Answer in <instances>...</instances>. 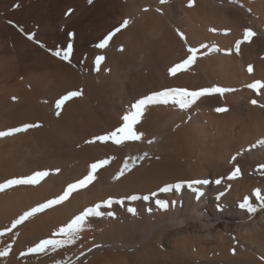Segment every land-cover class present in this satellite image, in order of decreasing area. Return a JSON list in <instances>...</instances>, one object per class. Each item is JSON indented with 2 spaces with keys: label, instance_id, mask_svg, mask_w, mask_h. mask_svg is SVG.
Segmentation results:
<instances>
[{
  "label": "bare ground",
  "instance_id": "6f19581e",
  "mask_svg": "<svg viewBox=\"0 0 264 264\" xmlns=\"http://www.w3.org/2000/svg\"><path fill=\"white\" fill-rule=\"evenodd\" d=\"M188 3L0 0V131L40 125L0 138V183L49 172L38 185L0 192V251L10 246L0 264H264V207L254 195L257 189L264 195V146L258 143L264 140V88L247 87L264 82V0ZM126 19L131 23L105 48L96 47ZM245 29L256 35L237 54ZM69 44V60L60 61L54 53L62 56ZM188 47L197 49V59L170 75ZM98 56L105 57L99 70ZM213 86L233 91L201 97L188 109L172 102L147 106L135 126L144 133L139 141L86 143L120 126L140 98ZM77 90L82 96L65 102L58 117L57 100ZM102 159L110 162L90 185L11 229L25 211L62 194ZM125 162L130 170L114 179ZM237 168L240 174L229 180ZM196 179L209 183L188 187ZM177 183L179 191H159ZM245 197L255 213L239 207ZM108 199L113 204L105 209ZM97 203L105 214L87 218L74 243L27 254Z\"/></svg>",
  "mask_w": 264,
  "mask_h": 264
},
{
  "label": "snow or ice",
  "instance_id": "6c2138e0",
  "mask_svg": "<svg viewBox=\"0 0 264 264\" xmlns=\"http://www.w3.org/2000/svg\"><path fill=\"white\" fill-rule=\"evenodd\" d=\"M162 4L167 3V0H160ZM88 3L91 4L92 0H88ZM194 4V0H189V7H192ZM147 10V9H145ZM70 14V12L68 13ZM131 23L130 20L126 19L123 21L122 25L117 27L114 31L109 33L102 42L98 43L96 47L98 48H105L109 41L112 39L113 36L116 35V33L120 32L122 28H126ZM22 30V29H21ZM210 31L215 32V29H209ZM227 34V32L225 33ZM182 40H186V37L183 33H179ZM256 35L254 31L251 29H245L243 34V40H237L235 42V50L236 53L239 54L241 44L244 42H250L251 39ZM29 40H35L34 34H30L27 37ZM43 46V45H41ZM207 47V46H205ZM123 50V49H121ZM218 50V49H216ZM73 51L72 45L69 44L67 47V50L63 52L62 56L60 52H55L54 54L56 56H60L63 60L67 61L69 60V57ZM189 55L186 59H184L182 62L175 64L174 66L169 68V74L172 76H176L179 72H182L188 68L196 59H197V49L193 47H188L187 49ZM105 60L104 56H98L96 58V66L97 70H99V66L102 61ZM247 71L249 73H252L253 68L251 65L248 66ZM248 88L253 89L257 93H259L260 89L264 88V82L256 81L254 83L248 84ZM233 91V89L226 88V87H220V86H213L208 88H203L200 90H187L182 88H169L161 91H156L151 95H148L144 98L138 99L135 103H133L130 106L129 111L127 114L122 115V123L120 126L115 127L114 129L104 133L95 136L92 140L86 141V143H95L97 141L101 143H107L109 141L112 142L114 145H122L125 141H139L143 137L144 133L138 132L135 130V126L138 125L141 122V119L143 115L145 114V109L149 105H167L169 102H172L173 104H178L181 109H188L192 105H194L201 97L205 96H212L215 94L224 95L227 92ZM82 96L81 91H70L67 94L63 95L60 99L57 100L55 107L57 109L56 115L59 117L61 114V108L65 104V102L70 101L71 99L75 97ZM251 103L255 105L257 103L256 100H252ZM218 113H224L228 111L225 107H217L215 109ZM40 127L38 124H24L22 127H14L7 131H0V138L10 137L17 133H23L27 132L29 129ZM149 143H152L150 140ZM261 146H264V140H261L258 142ZM255 147V145H253ZM140 159H143V157H140ZM235 159V158H233ZM110 162L109 159H102L98 162H93L90 164V171L86 176H84L82 179H79L76 182L69 183L66 186V189L57 196L56 198L49 199L47 202L40 203L38 206L31 208V210L25 211L22 215L19 216V218L15 219L11 225V229H14L17 227V225L23 224L25 221H27L29 218L34 217L38 213H43L47 209H51L54 206L60 205L63 202L67 201L70 196L76 192L78 189H82L90 185L93 180L95 179L94 173L105 165H108ZM134 163V162H133ZM264 167V166H262ZM129 163L125 162L123 164V167L120 169V171L117 173V175L114 177V179L119 180L126 171H129ZM56 172H59L60 169H55ZM240 174V169H235L231 175L228 177L229 180L236 178ZM49 175L48 171L44 170H37L34 171L32 174L19 177V178H11L8 179L4 183H0V192H3L6 189H10L13 186H34L38 185L45 177ZM209 181L207 179H196L189 183L188 187H192V185H206ZM216 184H220L221 181L217 179L215 181ZM173 187L176 191H179L183 185L182 184H175L174 186L168 185L161 187L159 189L160 192L167 193L169 191H172ZM254 195L258 201L261 203V207H264V195L261 194L260 190L257 189L254 192ZM200 196H203L202 192H199L197 195V199L200 198ZM128 199L132 201H136L141 199L140 196L137 195H131L128 197ZM143 200H148V196H143ZM219 199V197H217ZM117 203H123V201H117ZM157 206L162 209H167L168 205L164 200H157L156 201ZM113 204L112 199H108L104 201L103 207L106 209L110 207ZM239 207L241 209L246 210L248 213H255L257 211V208L249 201L248 197H245L243 202L239 204ZM102 205L100 203L95 204L94 206L87 207L84 209L80 214L76 215L69 223H67L63 227H59L56 232L53 233L51 238H46L40 240L38 243L35 244V246L28 248L27 254L32 253H43L47 249H56L59 247L64 246L65 244H71L74 243L79 238V233L83 230V227L86 223L87 218L89 217H101L105 213L101 210ZM128 211L135 214L134 208H128ZM107 215L113 216L112 212H108ZM9 229V231H11ZM2 235V233H0ZM59 237V238H57ZM10 246L5 248L4 250L0 251V257H6L9 255ZM234 252V250H233ZM26 253H22L24 255Z\"/></svg>",
  "mask_w": 264,
  "mask_h": 264
},
{
  "label": "rangeland",
  "instance_id": "374dc122",
  "mask_svg": "<svg viewBox=\"0 0 264 264\" xmlns=\"http://www.w3.org/2000/svg\"><path fill=\"white\" fill-rule=\"evenodd\" d=\"M231 1H233V0H231ZM57 60H59V59H57ZM61 60H63V59H62V58H60V61H61ZM5 82H7V81H5ZM14 85H15V84H12V86H14Z\"/></svg>",
  "mask_w": 264,
  "mask_h": 264
}]
</instances>
